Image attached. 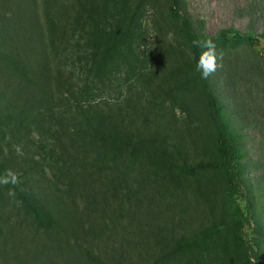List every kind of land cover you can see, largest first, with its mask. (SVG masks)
Segmentation results:
<instances>
[{
  "label": "rangeland",
  "instance_id": "1",
  "mask_svg": "<svg viewBox=\"0 0 264 264\" xmlns=\"http://www.w3.org/2000/svg\"><path fill=\"white\" fill-rule=\"evenodd\" d=\"M25 1L0 0V34L7 30V41L18 42L16 20L7 17V7ZM61 2L70 17L79 8L73 0H58L52 10L58 12ZM27 3L44 20L42 0ZM81 3L82 14L98 20L101 42L119 41L122 46L112 58L110 54L102 60L100 55L94 67L85 57L82 69L77 65L74 70L82 81L77 89L80 100L112 115L117 137L111 140L113 147L90 152L85 161L92 165L93 186H81L89 196L74 193L72 212L79 223L66 230L69 242L74 241L72 233L80 235L88 250L85 262L91 264H248L243 239L252 233L243 224L245 201L230 188L221 166L183 32L182 10H173L171 0ZM181 3L197 37L215 46L212 89L223 106L227 130L236 138L239 176L253 196L264 234V0ZM5 42L0 36V56ZM21 130L28 139L0 125V178L11 170L18 180L15 185L0 184V264H63L58 253L35 241L41 231L36 229L38 219L50 220L37 206L34 180L41 166L47 181L56 182V172L64 174L60 169L66 156L58 147L54 155L48 150L55 145L51 139L42 143L37 156L34 145L39 137ZM55 165L60 166L53 171ZM65 178L59 176L60 190ZM104 183L110 188L108 208L90 214L85 205L93 201L91 195L106 190ZM25 191L31 194L26 200ZM257 264H264V239Z\"/></svg>",
  "mask_w": 264,
  "mask_h": 264
},
{
  "label": "trees",
  "instance_id": "2",
  "mask_svg": "<svg viewBox=\"0 0 264 264\" xmlns=\"http://www.w3.org/2000/svg\"><path fill=\"white\" fill-rule=\"evenodd\" d=\"M27 1L23 6L17 4L16 7L10 2L6 10L7 17L11 15L15 17L18 42L7 41V30L0 34L6 41L3 44L4 53L0 56V120H3L0 125L11 135L22 134L24 139L29 137H26L21 129L27 133L34 131L39 137L34 145L35 154L39 157L44 148L42 143L48 139L55 143L50 145V148L48 146L53 155L58 147L62 156H66L60 169L64 174L56 172L54 175L56 182L47 181L41 166H38L36 171L38 178L34 180L32 177L35 181L37 206L50 220L49 223L38 219L36 229L41 231L35 241L39 246L43 245L58 253L60 258L64 259L63 264H91L85 262L84 257L88 256V250L80 243V235L72 233L74 241L69 242L70 236H67L66 232L70 231L68 228L70 225L79 223L78 215L72 212L77 202L74 193L81 196L85 192L88 195L86 189L83 191L81 186L84 184H88L87 187L90 188L93 186L89 173L92 165H85L89 153L104 146L113 147L111 140L117 135L112 115L105 116L95 103L85 105L80 100L77 89L78 83L82 81L74 70L85 57L94 67L100 55L103 56L102 60H106L105 57H109L110 54V58L118 55L122 45L119 41L101 42L98 20L91 13H87V17L82 14L84 6L81 0H73L79 8L71 17L63 2L56 12L52 7L58 0H42L44 20L38 16L35 9L27 8ZM181 4V0H171L173 10H182V28L209 109L218 142L221 166L230 188L239 193L245 201L246 216L243 224L251 227L252 233L250 239H243L250 257L248 264H257L260 260L264 234L256 218L253 196L246 190L239 176L236 138L227 130L224 109L213 92L210 75L205 79L202 71L198 70L201 58L205 54L204 50L208 48L205 43L211 40L197 37L186 10L180 7ZM66 19H70L71 23L68 24ZM86 26L88 29L85 32ZM84 35L88 39L85 40ZM81 69L82 65L79 67V70ZM59 166H52L51 169L55 171L54 169L57 170ZM96 171L101 174L100 169ZM59 176L66 177L64 180L66 183L61 182L64 185L63 190H60ZM96 182L101 183L100 180ZM109 190L106 185L105 191L91 195L93 201L90 199L85 205L87 212L95 214L104 207L108 208L106 193L109 194ZM30 195L25 191L23 197L26 200ZM96 198L98 199L95 200ZM58 217L61 221L57 220ZM22 262L20 264H30Z\"/></svg>",
  "mask_w": 264,
  "mask_h": 264
},
{
  "label": "clouds",
  "instance_id": "3",
  "mask_svg": "<svg viewBox=\"0 0 264 264\" xmlns=\"http://www.w3.org/2000/svg\"><path fill=\"white\" fill-rule=\"evenodd\" d=\"M205 46L210 49L209 53H205L201 58V62L198 65V70L202 71L204 78L206 79L209 75H211L217 68L215 56L212 54L214 51V45L211 41L205 43ZM13 184L18 183L17 175L12 173L11 170H8L5 174L4 178H0V184ZM9 195H13V193L9 192Z\"/></svg>",
  "mask_w": 264,
  "mask_h": 264
}]
</instances>
